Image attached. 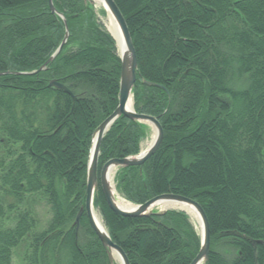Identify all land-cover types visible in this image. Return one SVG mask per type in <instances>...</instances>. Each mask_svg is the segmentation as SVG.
Here are the masks:
<instances>
[{
	"label": "trees",
	"instance_id": "obj_1",
	"mask_svg": "<svg viewBox=\"0 0 264 264\" xmlns=\"http://www.w3.org/2000/svg\"><path fill=\"white\" fill-rule=\"evenodd\" d=\"M114 1L137 53L135 111L164 130L142 167L117 170V193L136 205L189 197L209 220L206 264H264V0ZM53 3L58 13L48 0H0V264L17 254L19 264H112L86 214L79 229L75 219L94 132L118 106L121 58L94 5ZM64 19L68 41L39 71L65 37ZM149 132L119 117L102 140L99 174L139 154ZM39 201L51 211L43 229ZM94 205L131 264H191L200 251L185 211L121 216L100 185Z\"/></svg>",
	"mask_w": 264,
	"mask_h": 264
},
{
	"label": "water",
	"instance_id": "obj_2",
	"mask_svg": "<svg viewBox=\"0 0 264 264\" xmlns=\"http://www.w3.org/2000/svg\"><path fill=\"white\" fill-rule=\"evenodd\" d=\"M48 1L52 13L53 14L58 13V11L54 6L53 0H48ZM85 1L89 2L92 5L96 4L94 0H85ZM102 1L104 3L105 10L113 15V17L115 18V20L117 21V23L119 24L122 30L124 44H125V52L119 53V56L121 58V75H120V92L118 98V106L116 110L107 119H105L94 132L93 145L90 152L89 163H88L86 199L84 205L81 207V209L79 210L76 216L75 224L77 226V229H79L81 217L85 213L93 230L96 232L101 242L103 243L108 253L110 262L112 264H115L113 253L117 252L121 258L120 264H131L123 248L112 240L108 230L107 229L102 230L98 228L92 218L91 209L94 207V195L98 191L99 185L101 186V190L105 196L109 208L114 213L125 217L138 218V217L151 216L152 214H154V208L159 204H165V203L173 204V205L187 204L194 207L198 211L203 224V232L201 233L202 245L198 255L195 257V259L192 261L191 264H206V262L209 259L210 245H211L210 224L204 208L197 201L183 195L162 194L152 198L151 200L147 201L144 204H140V205L131 204L132 208L130 209L121 208L117 204L113 178L112 180L110 179V174L112 170H115L113 174L115 175L116 171L121 167H129V166L142 167L144 163L152 155H154L155 152L160 147L164 138V130L157 118L150 115L137 113L134 108V102L132 108L130 109L128 108V103L130 99L131 98L133 99V89L137 81V71H138L137 53L134 47V43L126 19L122 14L121 10L119 9L118 5L116 4V2L114 0H102ZM64 22L66 25V34L61 45L59 46L57 51L50 57V59L39 69V71L43 70L46 67L47 63L52 62L61 52L64 45L67 43L69 38V29L65 19ZM2 74L4 73H1L0 75ZM145 83L150 86L163 87L161 85L154 84L148 81H145ZM49 85L66 91L73 99H75V95L64 83L57 80H52ZM121 116H125L131 120L150 125L155 133V138L152 144L147 148L145 152H140L135 156L111 159L103 165L99 174L98 164H99V155H100L102 140L105 134L110 129V127ZM170 209L183 210L180 209L179 207H171V208L166 207L159 210L157 214H164L166 211Z\"/></svg>",
	"mask_w": 264,
	"mask_h": 264
},
{
	"label": "bare ground",
	"instance_id": "obj_3",
	"mask_svg": "<svg viewBox=\"0 0 264 264\" xmlns=\"http://www.w3.org/2000/svg\"><path fill=\"white\" fill-rule=\"evenodd\" d=\"M94 1H95V3L97 5H103L104 6V3H103L102 0H94ZM107 21H108L107 22L108 30L110 31V33L113 35V37L117 41L118 52L119 53L120 52H125V44H124L122 30H121L119 24L117 23V21L115 20V18L113 17V15L111 13H108V20ZM132 106H133V99L131 98L129 103H128V108L130 109V108H132ZM154 138H155V133H154V136H153L152 140L147 143V147L145 149H143L142 152H145L147 150V148L152 144ZM114 171L115 170H112V172L110 174V179L111 180L113 178ZM115 196H116L117 204L121 208H124V209L132 208V205L128 201H126L124 198H122V196L117 195L116 192H115ZM159 205L162 206V209L166 208V207H170V208L171 207H179L180 209L185 210L193 219H195L198 222L199 228H200V232L201 233L203 232V224H202L200 215H199L198 211L194 207H192L190 205H187V204H175V205H173V204H166L165 203V204H159ZM91 215H92V218H93L96 226L98 228L102 229V230H105L106 226H105V223H104V220H103L102 216L100 215V212L93 207L91 209ZM113 257H114L115 261L120 263L121 258H120V256L118 255L117 252L113 253Z\"/></svg>",
	"mask_w": 264,
	"mask_h": 264
},
{
	"label": "rangeland",
	"instance_id": "obj_4",
	"mask_svg": "<svg viewBox=\"0 0 264 264\" xmlns=\"http://www.w3.org/2000/svg\"><path fill=\"white\" fill-rule=\"evenodd\" d=\"M94 6H95V9H96V11L98 13V17H99L101 23L104 25V27L106 28V30L110 33V31L108 30V27H107L108 12L105 10V8H104L103 5H97V4H95ZM103 10H105V14H102V11ZM149 127H150V132L148 134V137L142 143V150L147 147V143L149 141H151L152 138H153V136H154V131H153L152 127L151 126H149ZM113 180H114V183H115V175H113ZM118 195H120V194H118ZM122 198H124V197H122ZM34 206H35V210H36L38 219L41 221L40 228L43 229V228L46 227V225L48 224V222H49V220L51 218L50 208H49V206L47 205V203L45 201H39ZM94 208L100 212V210L95 205H94ZM161 209H162V206L161 205H158V206H156L154 208L155 211H158V210H161ZM100 215L102 216L101 213H100ZM190 218H191L192 222L194 223V225L196 226V228L198 229L199 234L201 235L198 222L195 219H193L191 216H190ZM19 262H20V255L17 254L16 257H15L14 263L15 264H19ZM116 264H120V263H118L116 261Z\"/></svg>",
	"mask_w": 264,
	"mask_h": 264
}]
</instances>
